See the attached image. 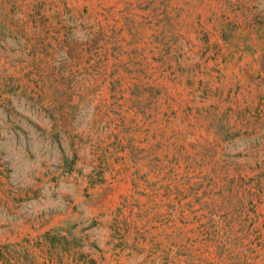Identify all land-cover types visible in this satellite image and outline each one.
Segmentation results:
<instances>
[{
  "label": "rangeland",
  "instance_id": "1",
  "mask_svg": "<svg viewBox=\"0 0 264 264\" xmlns=\"http://www.w3.org/2000/svg\"><path fill=\"white\" fill-rule=\"evenodd\" d=\"M0 264H264V0H0Z\"/></svg>",
  "mask_w": 264,
  "mask_h": 264
}]
</instances>
